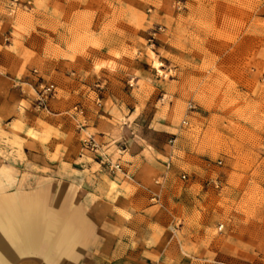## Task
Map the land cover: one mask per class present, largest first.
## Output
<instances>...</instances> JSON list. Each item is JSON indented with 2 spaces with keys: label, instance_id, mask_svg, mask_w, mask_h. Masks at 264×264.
<instances>
[{
  "label": "rangeland",
  "instance_id": "obj_1",
  "mask_svg": "<svg viewBox=\"0 0 264 264\" xmlns=\"http://www.w3.org/2000/svg\"><path fill=\"white\" fill-rule=\"evenodd\" d=\"M13 1L0 196L77 215L66 254L12 264H264V0ZM41 82L50 112L34 108Z\"/></svg>",
  "mask_w": 264,
  "mask_h": 264
},
{
  "label": "bare ground",
  "instance_id": "obj_2",
  "mask_svg": "<svg viewBox=\"0 0 264 264\" xmlns=\"http://www.w3.org/2000/svg\"><path fill=\"white\" fill-rule=\"evenodd\" d=\"M155 66L161 72L158 67L162 64L155 62ZM13 198L0 196V264H12L15 258L30 254H40L51 262L55 256L66 254L76 227L72 214L77 212L65 208L54 212L57 207L47 204L46 200L31 199L23 212L21 203ZM77 258L75 252L67 256L71 263Z\"/></svg>",
  "mask_w": 264,
  "mask_h": 264
},
{
  "label": "built area",
  "instance_id": "obj_3",
  "mask_svg": "<svg viewBox=\"0 0 264 264\" xmlns=\"http://www.w3.org/2000/svg\"><path fill=\"white\" fill-rule=\"evenodd\" d=\"M15 0L11 3V5H14ZM29 4V2H28ZM27 4V5H28ZM14 11V6L10 8V13ZM36 72V70L34 71ZM18 84H15L17 86ZM20 87V86H18ZM22 92V88L20 89ZM56 93V85L53 82H48V83H43L41 82L38 85V90L36 91V98H35V103H34V108L37 110H43L45 112H50V100L54 97ZM97 104L100 106L101 103L99 99H97ZM195 106L192 102H188L187 108L188 109H193ZM84 110L83 106L81 104H75L70 112V116L74 119H77L78 116H83ZM85 122V120H83ZM82 122V123H83ZM82 123H78L79 125H83ZM183 125L188 124V120L184 118L181 122ZM83 144L86 146L90 151L93 153L97 154L96 159L98 160V164L100 166H104L105 168L108 169L110 172H116V171H121L122 166L119 162H112L110 161L107 156H105L104 153L100 152L101 146L99 143L91 136H87L86 138L83 139ZM169 166V164H167ZM186 178V174H182V179ZM158 182V181H156ZM222 226L220 227V229Z\"/></svg>",
  "mask_w": 264,
  "mask_h": 264
},
{
  "label": "crops",
  "instance_id": "obj_4",
  "mask_svg": "<svg viewBox=\"0 0 264 264\" xmlns=\"http://www.w3.org/2000/svg\"><path fill=\"white\" fill-rule=\"evenodd\" d=\"M81 230H82V229H81ZM81 230H79V231H81ZM88 235H89V234H88ZM88 235H86V236H85V234H83V236H82V237L84 238V241H85V237L87 238V237H88ZM72 261H74V260H72ZM74 264H77V261H76V260L74 261Z\"/></svg>",
  "mask_w": 264,
  "mask_h": 264
}]
</instances>
